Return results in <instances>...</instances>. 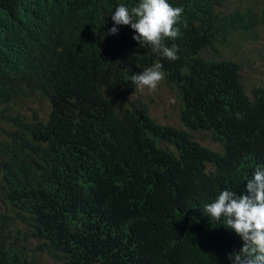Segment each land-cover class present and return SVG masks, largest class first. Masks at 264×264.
Instances as JSON below:
<instances>
[{
  "label": "trees",
  "instance_id": "obj_1",
  "mask_svg": "<svg viewBox=\"0 0 264 264\" xmlns=\"http://www.w3.org/2000/svg\"><path fill=\"white\" fill-rule=\"evenodd\" d=\"M139 2L0 0V264H231L243 246L205 205L264 165V85L240 56L264 0H168L175 61L111 19ZM155 64L177 125L136 95Z\"/></svg>",
  "mask_w": 264,
  "mask_h": 264
},
{
  "label": "clouds",
  "instance_id": "obj_2",
  "mask_svg": "<svg viewBox=\"0 0 264 264\" xmlns=\"http://www.w3.org/2000/svg\"><path fill=\"white\" fill-rule=\"evenodd\" d=\"M182 12V8L171 6L168 0H140L131 9L119 5L111 19L115 25H130L136 32L133 39L142 47L150 44L154 52L159 51L175 61L179 59L178 49L175 45L165 46L164 40L180 35L175 25ZM115 25L107 34L118 32ZM161 68V64H155L133 75L131 81L141 89L155 90L164 79ZM205 212L210 221L223 218V225L242 238L241 249L228 254L231 264H264V165L258 166L252 178L247 180L244 193L238 195L233 190H223L215 202L205 205Z\"/></svg>",
  "mask_w": 264,
  "mask_h": 264
},
{
  "label": "rangeland",
  "instance_id": "obj_3",
  "mask_svg": "<svg viewBox=\"0 0 264 264\" xmlns=\"http://www.w3.org/2000/svg\"><path fill=\"white\" fill-rule=\"evenodd\" d=\"M240 56L244 61L243 70L247 74V86H263L264 39H257L254 42L246 43ZM136 95H140L147 101L150 112L160 122L175 125L179 123L177 99L170 89L164 87L162 84H158L155 90H149L147 87L143 89L139 88ZM202 142L211 147H216V144L211 142L209 137L202 138Z\"/></svg>",
  "mask_w": 264,
  "mask_h": 264
}]
</instances>
